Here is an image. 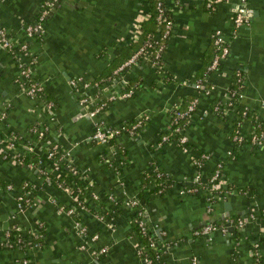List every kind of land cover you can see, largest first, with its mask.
<instances>
[{
    "label": "crops",
    "instance_id": "1",
    "mask_svg": "<svg viewBox=\"0 0 264 264\" xmlns=\"http://www.w3.org/2000/svg\"><path fill=\"white\" fill-rule=\"evenodd\" d=\"M42 1L0 0V28L28 42L35 58L33 77L44 89L41 96L27 95L16 59L0 45V139L14 136L18 149L32 140L38 150L57 142L65 163L84 176H78L84 185L78 198L86 207L69 213L75 193L0 149V181L11 186L0 189V264H141L134 210L125 203L131 197L144 202L149 231L163 244L156 264H254L258 257L264 264V141L233 139L238 123L246 135L256 131L257 118L264 125V0H247L248 23L230 40L229 55L209 72L211 33L218 29L230 36L239 0L212 11L207 0H167L174 30L161 52L163 72L142 60L120 70L127 47L141 36L150 15L146 0H59L40 34L28 38L25 27L38 17ZM205 69L197 88V75ZM237 70L243 75L238 108L246 106L247 116L238 108H215L235 86ZM78 77L99 86L78 92L70 85ZM125 89L132 95H117ZM83 95L92 101L82 103ZM193 99L197 104L184 122L188 149L183 150L170 134L171 112L177 103ZM47 101L54 103L51 110ZM99 104L105 105L90 115ZM144 115L135 134L120 133L107 142L92 138L97 122L128 126ZM35 126L46 127L44 140L35 139ZM168 133L170 139L161 142ZM201 153L208 155L200 169L203 181L222 162L220 186L210 191V200L192 180L193 159ZM155 169L170 179L162 192L145 183ZM25 184L32 188L27 195L21 191ZM22 196L31 201L19 208ZM225 201L231 204L227 218L244 219L242 226L232 222L233 230L227 225L225 231L196 234L204 224L224 222ZM11 224L29 235L20 232L26 240L42 232L43 246L16 243ZM80 227L88 234L86 248ZM102 247L99 254L90 251Z\"/></svg>",
    "mask_w": 264,
    "mask_h": 264
},
{
    "label": "built area",
    "instance_id": "2",
    "mask_svg": "<svg viewBox=\"0 0 264 264\" xmlns=\"http://www.w3.org/2000/svg\"><path fill=\"white\" fill-rule=\"evenodd\" d=\"M167 0H158L156 3V20L157 24L159 25V29L162 30V33L157 36H151L155 39V43H158L157 49L153 52L151 50L152 43L151 40H146L144 45L139 48V50L130 58L128 59L124 64L121 65L120 70L124 69L126 66L134 63L139 56L142 57V61L149 63L151 67L159 70L160 72H163V61L161 60V52L165 46L164 41L168 39L173 30H174V24H173V18L167 17L165 15V11L168 9V4L166 3ZM177 4L180 2V0H174ZM229 0H207L206 6L208 10L212 11L215 9V6L223 3L228 2ZM58 2V0H43L41 4V10L34 22H31L26 25L25 27V33L28 38H31L37 34H40V32L43 29V22L45 20V17L48 15V13L51 11V9L55 6V4ZM248 6H247V0H239V3L234 11L233 18H232V28L230 32V36L225 35L222 31L216 29L211 33V41L212 45L215 48V53L212 57L211 63L208 67V71H212L217 69V67L225 60V58L230 53V40L237 36L239 29L246 25L248 23ZM142 33V30L140 28V33ZM138 35V36H139ZM137 36V37H138ZM160 42V43H159ZM0 45L9 52L10 55H12L16 61L18 66V73L20 77L23 80L24 89L26 91V94L34 97V96H41L43 93V86L38 80H35L33 77V66L35 64V58L33 56V53L30 49V46L27 41L18 40L17 38L11 37L6 30L0 28ZM236 82L235 86L231 87L227 91V99L223 103H217L215 105L216 110H223V111H229L233 110L235 108H238V102L242 97V85H243V75L240 70H237L235 72ZM202 82V79H198L195 81V86L198 88L200 87V84ZM123 84H126L125 82ZM70 85L74 87L78 92H82V90L88 89L91 86L98 87L99 85L95 83L94 85L84 82L80 77L73 78L70 80ZM118 96L125 98L132 95L131 89H125L122 93L117 94ZM91 95H83L81 98V102L84 104H88L92 101ZM111 99L115 98V96L110 97ZM197 104V99H193L190 101L187 105V108L185 110H180V103H177L172 110L171 115V123H170V134H175L177 142L181 145L183 150L188 149L187 145V136L184 134L183 128L184 123L179 124V118L187 116H191L195 109V105ZM105 104H99L94 106L90 111V115L94 116L97 112H99ZM47 108L51 110V108L54 106L53 102L47 101ZM240 110V113L242 116H247L248 114V108L246 106L242 108H238ZM147 118V115L138 117L134 122H132L130 125H120V126H104L101 122H97L95 126V130L92 134L93 139H97L101 142H107L111 138L115 137L117 134L120 133H129V134H135L136 131L142 126L143 122ZM256 127L260 128V124L257 122ZM34 131H37L38 138H42V136L45 138L46 136V127L41 126H35L33 128ZM168 133L161 136L160 141H167L170 139L171 135ZM248 136V137H247ZM233 139L237 143L242 142H250L253 144H260L264 141V128L257 131L252 132L250 135L244 134L242 131L240 124H237V127L235 129V132L233 134ZM7 141L5 144H2L0 142V149L4 151V155H10L12 158H17L19 154H21V149H18L17 142L15 140L14 136L7 137ZM160 143V142H159ZM59 144L55 142L51 149L48 151L47 156L50 157L53 154V149L55 150ZM29 150H34L35 146L33 145V140L28 141L24 144ZM2 151V152H3ZM208 155L206 153H201L200 156L193 159V164L195 166V173L192 178L193 182L195 183V188H203L205 189L207 193V198L210 200L212 198V194L210 191H213V189H216L220 186V180L222 179V162L218 161L212 170V173L210 177L203 181L200 174V169L203 165L204 160H206ZM70 166V169L73 171L74 174L79 177H84L81 175L80 171L71 163H68ZM38 170L43 173L44 169H41L40 167L37 168ZM52 171L54 173H60V167L55 162L49 164L48 171ZM45 178L52 179L51 177H48V175H45ZM54 180V179H52ZM72 181V180H71ZM71 181L68 180V183H63L60 181L58 183V186L69 192V193H75L77 198L76 204L73 207H70L67 209L69 213L74 212L76 209H84L86 207L84 199L80 196L78 198V194L81 193L82 189L78 186H72L73 184ZM206 184H204V183ZM10 186V185H9ZM190 190V189H188ZM161 190H159L160 192ZM21 201L18 202L19 208H22L26 202H30L31 200L28 199V197H21ZM125 203L129 206H137L140 204L138 198L131 197L126 199ZM76 210V211H77ZM140 214H143V211H140ZM225 221H229L230 223H234L235 225L242 226V224L245 222L242 218H236V219H229L226 218L222 224H218L215 222H210L207 224H204L197 230H195L196 234H211L214 231L220 230L225 231L227 228V225L225 224ZM138 225L139 229L142 233H149V227L145 222V219H138ZM80 235L83 237V242L81 244L82 248H86L87 244V232L85 227H80L79 229ZM97 234L91 235L90 238H96ZM163 245V244H162ZM160 242L155 239V237H152L149 242V246L153 248L154 250V257L150 255L148 252H146V247H144L142 244L138 247V254L139 258L141 260V264H154V258L159 257V253L161 252V246ZM106 248L102 247L99 249H91V253L96 255L104 251ZM195 263V260H194Z\"/></svg>",
    "mask_w": 264,
    "mask_h": 264
},
{
    "label": "trees",
    "instance_id": "3",
    "mask_svg": "<svg viewBox=\"0 0 264 264\" xmlns=\"http://www.w3.org/2000/svg\"><path fill=\"white\" fill-rule=\"evenodd\" d=\"M157 1L158 0H146L147 7L150 11V15H149L148 19L146 21H144L142 24L141 36L136 41H132L131 44L129 45V47H127L128 53L126 54L127 56H125V59H126V60L124 59L125 62L128 59H130L139 50V48L141 46L144 45L146 40H149V39L151 40V43H152L151 50L153 52L157 49L158 43H155L154 42L155 39L151 37V36H157L158 37V35H160V33H162V30L159 29V25L157 24V20H156V8H155V6H156ZM165 15L167 17H172L169 9H167V11H165ZM215 52H216L215 48L212 45V57H213ZM137 60L141 61L142 57L139 56L137 58ZM125 62H123V63H125ZM122 70H125V68ZM207 71L205 69L202 73H199L197 75V77L200 76L201 79L204 78L205 75H207V73L209 72V71L208 72ZM234 85H236V84H234ZM187 105H188V103L183 101L180 105V110H185L187 108ZM172 113L173 112H171V115H172ZM186 119H187V116L179 118V124H180V122L184 123ZM257 122L260 124V128L263 129L264 125L260 122V120H258V118L256 120V123ZM236 127H235V129H236ZM260 128H257L256 131L258 129L260 130ZM235 129H234V132H235ZM173 135L176 136L175 134H173ZM7 137L8 136L4 137L2 140L0 139V142H2V144H5L7 141H9V140H7ZM34 137H35V139L37 138L39 141L44 140L43 136H42V138H38L37 131L34 132ZM15 140L17 142V138H15ZM53 144L47 143V145L46 146L44 145L41 150H38L37 148H34V150H29L26 146L20 145L21 154L18 155L16 160L20 161L22 163H25L27 165L34 166L36 168L40 167L41 169H44V171H43V173H41V175L44 177H45V175H48V177H51L52 179H54L53 183L58 188H60L58 186V183L60 181H62L63 183H68V180L71 181L72 179L76 178V180H75L76 186L80 187L83 191L84 185L82 184L81 180H78L79 178H77V175L74 174L73 171L70 169V166L68 165V163H65V161L63 159V153H62V150H61L59 145L57 146V148L55 150L53 149V154L50 157L47 156L48 151L51 149ZM7 156L9 157L10 155H7ZM53 162H55L57 165H59L60 170H61L60 173H54L50 170L48 171L49 164H51ZM169 180L170 179H169L168 174H166L165 172H162L161 170L155 169L151 173L149 172L147 174L145 183L146 184L151 183L153 185L152 186L153 190H156L158 192H159V190H161L160 192H162L163 189H165L166 185L169 184ZM75 184H73V185H75ZM204 184H206V183H204ZM9 185L10 184H7V183L5 184V182L0 181V189L1 188L7 189V186H9ZM9 187H11V186H9ZM31 189L32 188L29 184H25L22 186L21 191H23L24 194L27 195L31 191ZM36 191H37V189H36ZM85 192L86 191H84V193ZM75 204H76V200H74V203L71 206H69L68 208L73 207ZM143 204H144V202H142V203L140 202V204H138L137 206H129V207L133 208V210H134L133 217H132V225H133L135 233L140 237L141 244L144 247H146V252H148L150 255H152L154 257V250L152 247L149 246L150 239L152 237H154V234L150 231H149V233H142L140 231L139 225H138V219H142V218L145 219L144 215L140 214V211H143ZM112 205H113V203H112ZM76 210L74 212H72L71 214H76L78 211V210L77 211ZM256 215H257L256 217H258V214H256ZM256 217H254V218H256ZM233 219H235V218H233ZM217 222L218 221H216L215 223H217ZM9 229H10V234L13 237V240L17 239L15 242L18 243L19 245H24L25 247L33 246V247H37V248L43 246V241H42L43 234H42V232H40V231L35 232L34 235H31L29 240H26V237L29 235L26 233L23 234L22 231H20V229L17 226H14V225L12 226V224H11L9 226ZM20 232L24 236H26V235L27 236L26 237L22 236ZM236 233H239V232L236 230ZM18 238H20V240ZM23 238H24V240H23ZM255 257H256V255H255ZM154 264H156V258H154ZM254 264H262L261 259L259 257H258V259L254 258Z\"/></svg>",
    "mask_w": 264,
    "mask_h": 264
},
{
    "label": "water",
    "instance_id": "4",
    "mask_svg": "<svg viewBox=\"0 0 264 264\" xmlns=\"http://www.w3.org/2000/svg\"><path fill=\"white\" fill-rule=\"evenodd\" d=\"M224 204H225V212L223 214H221V218L223 220H225L230 215L228 210L231 207L230 201H225ZM225 224L228 225L229 230H233L234 229V227L231 225V223L229 221H225Z\"/></svg>",
    "mask_w": 264,
    "mask_h": 264
}]
</instances>
